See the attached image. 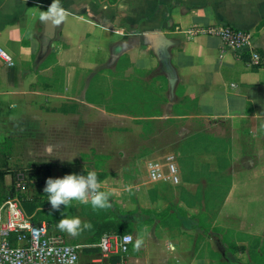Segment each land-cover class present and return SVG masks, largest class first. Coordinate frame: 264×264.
Returning a JSON list of instances; mask_svg holds the SVG:
<instances>
[{
	"label": "crops",
	"instance_id": "obj_1",
	"mask_svg": "<svg viewBox=\"0 0 264 264\" xmlns=\"http://www.w3.org/2000/svg\"><path fill=\"white\" fill-rule=\"evenodd\" d=\"M220 26L252 32L259 64L202 32ZM0 50V196L25 155L115 189L109 208L37 209L81 264L121 231L131 264H264V0H0ZM168 154L179 182L148 180Z\"/></svg>",
	"mask_w": 264,
	"mask_h": 264
},
{
	"label": "built area",
	"instance_id": "obj_2",
	"mask_svg": "<svg viewBox=\"0 0 264 264\" xmlns=\"http://www.w3.org/2000/svg\"><path fill=\"white\" fill-rule=\"evenodd\" d=\"M202 32L218 37L227 50H245L251 63L259 64L260 56L254 47L252 32L228 26L212 27ZM0 59L6 61L1 50ZM163 159V163H146L148 180H167L177 184L179 178L175 156L168 154ZM31 183L33 181H29L23 171H17L13 180L16 196L0 205V264H81L80 254L84 245L69 243L51 226L35 224L32 217L25 213L17 195L26 193ZM131 243L130 234L104 233L93 246L98 249L99 257L88 264H131L127 258ZM111 258L117 260L111 262Z\"/></svg>",
	"mask_w": 264,
	"mask_h": 264
},
{
	"label": "clouds",
	"instance_id": "obj_3",
	"mask_svg": "<svg viewBox=\"0 0 264 264\" xmlns=\"http://www.w3.org/2000/svg\"><path fill=\"white\" fill-rule=\"evenodd\" d=\"M62 11L63 9L58 5L56 8L50 6V15L46 18L52 19L56 15H60ZM261 127H264V124ZM48 151L51 153V146ZM43 192L47 194V200L52 209H60L61 205L67 207L74 201H78L81 204H90L95 210L112 206L109 197L115 192V189L103 190L96 170L87 169L83 173L72 172L62 177H48ZM56 227L75 237L86 229H90L92 224L90 221L82 222L79 216H62ZM126 239H130V237ZM142 242V239H136L134 248L138 249Z\"/></svg>",
	"mask_w": 264,
	"mask_h": 264
},
{
	"label": "trees",
	"instance_id": "obj_4",
	"mask_svg": "<svg viewBox=\"0 0 264 264\" xmlns=\"http://www.w3.org/2000/svg\"><path fill=\"white\" fill-rule=\"evenodd\" d=\"M35 165L36 164L31 163L25 168L18 166L12 172H10L12 178L11 183L7 186H2L0 205L5 200L16 196L13 187L14 176L17 171H23L27 175V179L29 181H33V183L29 184V190L26 193L17 196L25 213L32 217V220L35 222V224H41V221L38 220L40 212L37 209L44 205L43 199L47 197V194L43 192V189L46 184V179L48 178V171L44 166H42L44 168L41 169V166L35 167ZM46 224L50 226L51 223L47 222ZM121 232H119V234H122Z\"/></svg>",
	"mask_w": 264,
	"mask_h": 264
},
{
	"label": "water",
	"instance_id": "obj_5",
	"mask_svg": "<svg viewBox=\"0 0 264 264\" xmlns=\"http://www.w3.org/2000/svg\"><path fill=\"white\" fill-rule=\"evenodd\" d=\"M50 15V13H48L46 16H44V18L42 19V23H43V28H44V36H43V46L42 49L43 51L46 49L47 45H48V41L53 37L55 28L58 26V19L55 16L52 19H48L46 17H48Z\"/></svg>",
	"mask_w": 264,
	"mask_h": 264
},
{
	"label": "rangeland",
	"instance_id": "obj_6",
	"mask_svg": "<svg viewBox=\"0 0 264 264\" xmlns=\"http://www.w3.org/2000/svg\"><path fill=\"white\" fill-rule=\"evenodd\" d=\"M36 164L35 167L37 166H41V169H43L45 167L46 164L49 165V162L46 161L45 159L43 158H40V157H30L28 155H25V156H22L19 160H18V163H13V166L12 168L15 167L17 168L18 166H20L21 168H25L28 166V164ZM44 166V167H42ZM47 167V166H46ZM49 167V166H48ZM50 172H52V176H55V174H58V171L55 170V173H54V170H52V167L50 166Z\"/></svg>",
	"mask_w": 264,
	"mask_h": 264
}]
</instances>
